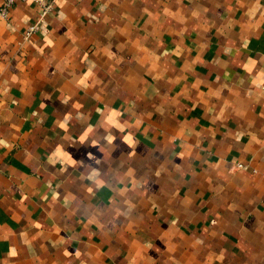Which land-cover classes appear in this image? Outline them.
Masks as SVG:
<instances>
[{"label": "crops", "instance_id": "0c3cea01", "mask_svg": "<svg viewBox=\"0 0 264 264\" xmlns=\"http://www.w3.org/2000/svg\"><path fill=\"white\" fill-rule=\"evenodd\" d=\"M38 14L0 16V264H264V0Z\"/></svg>", "mask_w": 264, "mask_h": 264}, {"label": "built area", "instance_id": "2783aa9c", "mask_svg": "<svg viewBox=\"0 0 264 264\" xmlns=\"http://www.w3.org/2000/svg\"><path fill=\"white\" fill-rule=\"evenodd\" d=\"M17 0H2L0 4V16L3 19L9 20L11 7L14 6ZM33 1L39 7V14L37 19L30 23L23 33V41L28 40L32 34L38 32L41 29V25L46 15L52 11L55 6L56 0H24ZM238 165H241L240 163Z\"/></svg>", "mask_w": 264, "mask_h": 264}]
</instances>
